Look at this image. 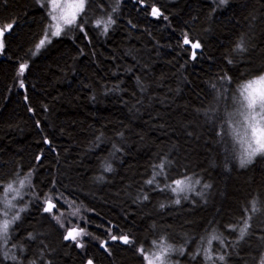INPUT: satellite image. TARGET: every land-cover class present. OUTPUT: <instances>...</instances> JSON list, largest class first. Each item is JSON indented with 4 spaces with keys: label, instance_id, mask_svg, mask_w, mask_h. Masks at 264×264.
Listing matches in <instances>:
<instances>
[{
    "label": "trees",
    "instance_id": "trees-1",
    "mask_svg": "<svg viewBox=\"0 0 264 264\" xmlns=\"http://www.w3.org/2000/svg\"><path fill=\"white\" fill-rule=\"evenodd\" d=\"M49 23V0H0V264H147L164 240L202 264L211 234L227 264H262L264 207L247 209L264 205V156L241 166L231 127L241 85L264 74V0H88L35 54ZM184 177L204 198L175 203ZM9 184L21 213L6 218ZM71 206L82 246L59 222Z\"/></svg>",
    "mask_w": 264,
    "mask_h": 264
},
{
    "label": "snow or ice",
    "instance_id": "snow-or-ice-1",
    "mask_svg": "<svg viewBox=\"0 0 264 264\" xmlns=\"http://www.w3.org/2000/svg\"><path fill=\"white\" fill-rule=\"evenodd\" d=\"M52 13L50 15L52 16V19L54 21H57L55 24V31L51 32V35L58 36L63 31V28L60 24V21H63L65 25H74L77 22V18L80 16L81 13L85 11V6L88 3V0H49ZM221 3H225L226 0H220ZM153 14L158 15V10L153 9ZM113 21L111 18H109L107 24H111ZM101 22L97 21V27H100ZM12 28L11 24H8L5 26V30H10ZM104 31H107V25L104 27ZM4 35V31L0 30V37ZM48 40V34H45L44 39H41L39 41V44L37 45V49H39L41 46L45 44V41ZM50 42V41H49ZM190 41L187 37L184 38V44H189ZM192 48H199V43H191ZM238 47H241V45H238ZM0 48H3V43L0 42ZM27 67V65H21L20 71L23 73L24 69ZM23 86V85H22ZM240 96L243 98L240 103L242 108L244 109L243 112H241V115L244 116V123L246 124V128L243 132V134L237 130L233 129L234 133L237 136L243 135L247 137L248 139L246 141H241L242 143L246 142L248 144V148L245 150L246 152V158L242 157L240 160L241 166H243L246 163H249L251 161V158L258 153H264V74L257 75L254 79L248 80L247 83L242 84L240 88ZM250 132V135H249ZM255 145V146H254ZM161 172L156 173L152 179L148 180V184H153L156 176L161 175L164 171V164L161 163L158 165ZM110 170V169H109ZM196 184H199V180L195 181ZM24 181H20V186L23 187ZM174 185V186H173ZM167 187L175 194H177V199L175 203L179 204L180 194L188 191L192 187L191 183V177H184L182 179H176L173 181L172 184L167 185ZM204 187H209V185H204ZM8 191H13L12 185L9 184L7 186ZM19 193L17 192V195ZM146 198V197H145ZM48 207H46L44 210L46 212H51L53 208L56 207L55 204L51 202V198L47 201ZM8 204L10 205L11 202L9 201ZM262 206H258L256 201H253L251 204V207L247 209L250 213H256L261 210ZM6 215V213H5ZM18 219V217L13 216V220ZM252 219V216L249 215L247 219H244L243 221V227L239 228V239L243 240L245 235L247 234V230L250 227L249 220ZM10 222L8 219H4L2 222H0V236H6L8 233ZM235 230V229H233ZM83 234V229L80 230H70L68 231L67 235L65 236V239H72L73 241H76L77 236ZM111 239L113 241L119 239L124 244H129L131 241L127 236H116L112 235ZM220 237L213 234L211 238L208 240L209 249L211 247L213 240H219ZM223 243V241H220ZM82 246V245H80ZM103 246V245H102ZM160 252L158 254H154L152 259H148V257H145L148 259V264H155V261H159L160 264H167L166 256L168 252L171 250V246L167 247H161ZM141 253L143 254V249H140ZM206 258L211 260L212 255L209 252L206 253ZM219 260L223 261L225 259L224 256H219ZM88 264H92V261L89 260ZM264 264V262H262Z\"/></svg>",
    "mask_w": 264,
    "mask_h": 264
},
{
    "label": "rangeland",
    "instance_id": "rangeland-1",
    "mask_svg": "<svg viewBox=\"0 0 264 264\" xmlns=\"http://www.w3.org/2000/svg\"><path fill=\"white\" fill-rule=\"evenodd\" d=\"M49 13H52V8H51V5H50V2H49ZM56 23H57V21H54L52 19V16L50 15V23H49V27H48V31H47L48 40L45 41V44L43 46H41L39 49H36L35 54H39L41 50L45 49L55 37L60 36L66 30H68L69 28L74 27L76 25V24H74V25H70L69 26V25H65L63 23V21H60V24H61V26L63 28V31L60 33V35L53 36V35H51V32L55 31V24ZM44 37H45V35H44ZM1 42H2V40H1ZM242 99L243 98L241 96H239V101H236L234 103L235 104V110H234V113L232 115V127H231L232 130L231 131H232V133L234 134V136L238 140V143H239L238 146L240 148V151L242 152L243 157L246 158L245 150L248 148V144L246 142L242 143L241 141L242 140L246 141L248 138L243 136V135L237 136L234 133V131H233V129H237L243 134V132H244V130L246 128V124L244 123V116L241 115V112L244 111V109L242 108L241 103H240V101ZM249 135H250V132H249ZM257 156H264V153H258L257 155L253 156L251 158V160L253 158L257 157ZM195 181H197V180L191 178L192 187L188 191L180 194V196H188L190 194H197L201 198H204V193H205L204 190L198 191L199 188H200V183L196 184ZM10 192L12 193V197L10 199H8V201L6 203V209H5L6 215L4 213V216L6 218H7V214L15 213L16 216H18L21 213V211L19 209L15 208V207H17V205H19V203L17 202V198L20 200L21 191H16L15 189H13V191H10ZM17 192L19 193L18 195H17ZM9 201L11 202L10 205L8 204ZM47 207H48V205H47ZM69 210L72 212V213L70 212V216H69L70 220H65L66 219V215H63L62 219L64 221L62 220V221H59V222H61L63 224L69 223V225H70V227L68 229L69 231L70 230H74V229L78 231V230H80V228L77 227V225L80 223V221H79V218H80L79 209H78V207L71 206V208ZM212 235L213 234H211L208 238H205L204 241H202V243L198 246V248H200V249L202 247H204V246L207 247L206 250H205V247H204L205 256L203 258L202 264H227V254H228V251H227V249H228L227 245L228 244L227 243H228V241H224L223 243H221L220 240H213L212 244H211V247L209 249L208 240L211 238ZM85 236H86V232L83 230V234L78 235L76 241H74V242H76L80 246L82 241H83V238ZM70 240H72V239H70ZM234 241L237 244V243H241L242 240L239 239V236H236V237H234ZM214 242H218L219 243L220 251H216L215 252L213 250V243ZM158 246L167 247V246H171V245L168 244L165 240L163 242L159 243L157 246L154 247V251L148 257V259H152L154 254H158L160 252L161 248L158 247ZM186 250H187V246H184V247L171 246V250L168 252V254L166 256L167 264H195L194 263L195 259L192 256H188L186 262L182 261V258L186 254ZM204 250H202V251H204ZM209 251H210V253L212 255V259L211 260L206 258V253L209 252ZM221 255L225 257V259L223 261L218 259V257L221 256ZM147 264H148V261H147ZM155 264H160V262L159 261H155Z\"/></svg>",
    "mask_w": 264,
    "mask_h": 264
},
{
    "label": "water",
    "instance_id": "water-1",
    "mask_svg": "<svg viewBox=\"0 0 264 264\" xmlns=\"http://www.w3.org/2000/svg\"><path fill=\"white\" fill-rule=\"evenodd\" d=\"M1 40H2V37H0V42H1Z\"/></svg>",
    "mask_w": 264,
    "mask_h": 264
}]
</instances>
